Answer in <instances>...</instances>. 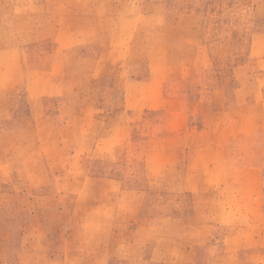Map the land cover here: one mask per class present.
<instances>
[{
	"label": "rangeland",
	"instance_id": "374dc122",
	"mask_svg": "<svg viewBox=\"0 0 264 264\" xmlns=\"http://www.w3.org/2000/svg\"><path fill=\"white\" fill-rule=\"evenodd\" d=\"M206 240L264 264V0H0V264Z\"/></svg>",
	"mask_w": 264,
	"mask_h": 264
},
{
	"label": "crops",
	"instance_id": "0c3cea01",
	"mask_svg": "<svg viewBox=\"0 0 264 264\" xmlns=\"http://www.w3.org/2000/svg\"><path fill=\"white\" fill-rule=\"evenodd\" d=\"M230 236H232V239L234 240L233 242L235 243V239L239 238V233H234V234L232 233V234H230ZM224 237L226 238L227 236H224ZM222 238H223V236L218 237V235H215L213 237V240L217 242V240L221 241ZM135 242L136 241L132 240L131 244H134ZM184 243H185L184 250H183L184 252L185 251L191 252V249H193L192 253H194L196 251V249L194 247H191V249L187 248V245H189L188 242L184 241ZM105 245H107V244H105ZM203 247L206 248V250L208 252L212 253L215 256V258H213L211 261H209L208 264H211L213 262H214V264H216V261L218 260V258L227 257L228 255H230L231 260H234L233 255L238 253L236 250H233L234 246L232 248L223 249V247L221 245H219V246L216 245V243L212 242V240H209V241L206 240L204 242L199 243V250L198 251L201 252ZM7 250H10V248H8ZM134 264H138V263H134Z\"/></svg>",
	"mask_w": 264,
	"mask_h": 264
}]
</instances>
